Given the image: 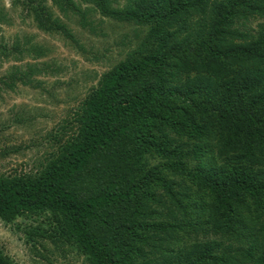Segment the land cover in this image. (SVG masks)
Returning a JSON list of instances; mask_svg holds the SVG:
<instances>
[{"label":"trees","instance_id":"obj_1","mask_svg":"<svg viewBox=\"0 0 264 264\" xmlns=\"http://www.w3.org/2000/svg\"><path fill=\"white\" fill-rule=\"evenodd\" d=\"M47 1L136 40L37 168L0 175V221L20 219L32 250L51 243L88 264H264V0H11L77 45ZM28 44L1 39L0 62L45 55ZM10 68L0 95L41 73ZM0 264H16L1 246Z\"/></svg>","mask_w":264,"mask_h":264},{"label":"rangeland","instance_id":"obj_2","mask_svg":"<svg viewBox=\"0 0 264 264\" xmlns=\"http://www.w3.org/2000/svg\"><path fill=\"white\" fill-rule=\"evenodd\" d=\"M46 5L70 30L77 45L59 34L39 30L21 7H13L11 0H0L8 18V23L1 25L0 40L9 45L28 40L25 48L36 45L46 52L37 59L28 53L22 61L0 62V76L7 74L11 66L23 69L30 64L41 70L33 76L31 85H18L14 91L0 95V175L37 168L53 149L50 136L96 85L100 75L122 60L136 40L133 27L92 14V33L80 27L77 17L64 18L50 1ZM258 22L261 20L248 25L255 29ZM20 222L0 221V246L16 264H88L76 251L60 254L51 243L32 250L25 234L16 227Z\"/></svg>","mask_w":264,"mask_h":264}]
</instances>
